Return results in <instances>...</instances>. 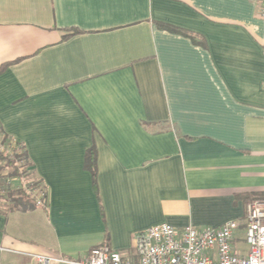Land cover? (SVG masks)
<instances>
[{"label":"crops","instance_id":"crops-1","mask_svg":"<svg viewBox=\"0 0 264 264\" xmlns=\"http://www.w3.org/2000/svg\"><path fill=\"white\" fill-rule=\"evenodd\" d=\"M260 4L0 0V126L48 193L28 210L0 198V264L103 245L134 258L135 234L162 223L238 220L246 251L264 199Z\"/></svg>","mask_w":264,"mask_h":264},{"label":"built area","instance_id":"built-area-1","mask_svg":"<svg viewBox=\"0 0 264 264\" xmlns=\"http://www.w3.org/2000/svg\"><path fill=\"white\" fill-rule=\"evenodd\" d=\"M260 16L264 21V0H261ZM22 145L0 126L1 185L22 189L33 198L35 205L46 206V187L32 178L29 168L17 159L23 152ZM8 160H15L17 175L8 174ZM3 186H0V196L4 193ZM239 227L238 220L204 228L190 224L178 229L168 223L156 224L135 234L134 258L108 245L93 248L85 258L78 260L61 255H32L38 264H264V199L248 203L246 251L234 243Z\"/></svg>","mask_w":264,"mask_h":264},{"label":"trees","instance_id":"trees-1","mask_svg":"<svg viewBox=\"0 0 264 264\" xmlns=\"http://www.w3.org/2000/svg\"><path fill=\"white\" fill-rule=\"evenodd\" d=\"M78 31H74L72 34H69L67 36H71L73 34H77ZM65 36V37H67ZM8 64H4L0 67V72L7 66ZM23 146V145H22ZM1 158V157H0ZM3 159V158H2ZM19 159L22 163L23 166H27L29 168L28 174L31 175L30 171V161L27 156V152L25 147L23 146V152L21 153L20 157L17 158ZM15 160H8V164H6V167L8 169V174L11 176L17 175L18 174V167L16 163L14 162ZM86 167L93 173L95 174L96 169H97V154L94 149H89L87 152L86 156ZM37 180V179H36ZM38 183L42 184L41 181L37 180ZM0 186L1 182H0ZM4 193L0 196L1 200H5L9 203L12 204L13 207L19 208V209H24L28 210L31 209L32 207L35 206L33 198L27 194L24 190L22 189H16L13 188L10 185L3 186ZM253 201V200H252Z\"/></svg>","mask_w":264,"mask_h":264},{"label":"rangeland","instance_id":"rangeland-1","mask_svg":"<svg viewBox=\"0 0 264 264\" xmlns=\"http://www.w3.org/2000/svg\"><path fill=\"white\" fill-rule=\"evenodd\" d=\"M241 247H243V245L240 244Z\"/></svg>","mask_w":264,"mask_h":264}]
</instances>
